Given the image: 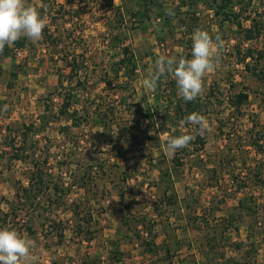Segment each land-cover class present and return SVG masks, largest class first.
<instances>
[{"label": "rangeland", "instance_id": "rangeland-1", "mask_svg": "<svg viewBox=\"0 0 264 264\" xmlns=\"http://www.w3.org/2000/svg\"><path fill=\"white\" fill-rule=\"evenodd\" d=\"M28 2L46 19L43 38L0 53V227L36 243V264H264V56L246 54L264 49V0H162L165 16L142 24L130 15L135 0ZM198 27L225 43L192 111L212 132L186 124L195 139L166 155L159 137L179 135L188 114L175 111L171 74L151 91L140 81L158 55L191 58ZM49 32L61 34L57 50ZM124 44L137 63L129 77L118 68ZM66 54L80 66L72 78ZM239 91L247 99L233 106ZM24 131L34 152L23 160L8 141L21 147ZM35 159H46L48 185L65 188L40 199L49 218L12 210Z\"/></svg>", "mask_w": 264, "mask_h": 264}, {"label": "clouds", "instance_id": "clouds-1", "mask_svg": "<svg viewBox=\"0 0 264 264\" xmlns=\"http://www.w3.org/2000/svg\"><path fill=\"white\" fill-rule=\"evenodd\" d=\"M46 19L28 0H0V51L5 45L12 47L21 37L37 43L43 38ZM191 58L175 55H158L152 69L140 83L146 90H154L158 80L171 74L176 81L177 93L185 101H193L204 92V78L215 71L220 53L225 47L221 36L197 28L192 33ZM196 128L201 137L212 132L206 116L192 112L180 121L179 135L165 134L159 139L166 155H174L195 139L187 134L185 125ZM173 132L176 129H172ZM117 133L113 132V135ZM36 243L14 228L0 227V264H36Z\"/></svg>", "mask_w": 264, "mask_h": 264}, {"label": "trees", "instance_id": "trees-1", "mask_svg": "<svg viewBox=\"0 0 264 264\" xmlns=\"http://www.w3.org/2000/svg\"><path fill=\"white\" fill-rule=\"evenodd\" d=\"M135 4H137V6L130 10V15L132 16L133 19L137 18L136 20L138 24H142L144 20L149 19L152 15H154L155 17L156 16L164 17L167 12L162 0H135ZM115 6L119 14V20L117 24V27H119L121 23H123V19L125 17H124L123 11L121 10V5L117 4ZM222 12H223L224 19H229L231 14L236 15L235 12L229 11V10H223ZM237 23L241 25V21L239 19L237 20ZM244 31H245V36L247 38L253 37L254 34L257 32V31L256 32L253 31L252 26L244 27ZM46 35H47V40H49V42H51L55 48L61 38V34L57 33L55 35L52 32L51 33L49 32V34L47 33ZM115 35H119L118 32ZM26 39H27L26 37H21L14 44L21 47V45L25 43ZM12 49L14 50V47H8L7 45H5V48L3 49V51H0V53L2 54V56H7L10 54V51ZM54 50H57V49L55 48ZM56 52H59V51H56ZM121 54L122 55L118 60V68L119 69L122 68L123 71L126 73V75L129 77L131 74L134 73L136 65H137L135 55L133 51L129 48V46L126 44L122 46ZM246 54H249L251 57L252 56L255 57L258 55L264 56V49L258 50L257 53H253V51L248 50V53ZM65 56H66L64 57L65 65L69 67L68 76L69 78H72L73 74H77L80 66L74 54L70 56V59H67L69 55L66 54ZM244 66L251 69L253 72H255V74H259L257 71H255V66L253 65L251 66L250 61H246L244 63ZM160 80L161 78L158 80L156 87L160 86L161 84ZM59 83L62 84L61 75L59 77ZM247 96H248L247 92L239 91L238 93H236L235 99L230 98V103L233 106H238L241 102L247 99ZM175 102H176L175 111L178 112L179 118H182L185 113L187 114L192 113V111H194L196 107H199V103L195 104L194 100L185 102L181 97L178 99V101H175ZM69 104H70V101H65L64 103H62L60 112L62 113L67 112V108L69 107ZM146 110H147L145 111L146 113H144L143 115L144 117H147L148 121H150L152 119V112H150L151 108L147 107ZM30 126H33V124L29 123L25 125V129H30L31 128ZM22 133H23V136H21V140H20V144H22L21 147H16L15 145L16 143L14 141L12 142L8 141L9 142L8 146L10 147L15 146L14 151L12 153V157L24 160L26 157L33 154L34 148L32 146L34 144L32 142L30 143V145H25V143L27 142V138L25 136L26 131ZM259 138L260 137L256 138L257 144H259L258 143ZM31 159H33L32 156H31ZM43 162H46V159H44V161L42 162L37 161L36 159L32 161V168L30 169V173L28 175V184L23 185L21 187V190L18 189L16 193L17 194V199L15 202L16 205L12 209L14 214L22 210H32V211L40 212L41 214H43L44 218H49V215H46L45 211L49 210L50 201L47 203L48 205H45L40 199L43 198V196H46V198L48 199L52 194L55 195L65 190L63 185H59L57 183H54L53 186L48 185V181L46 178V171L43 167V164H44ZM50 187H52V191L47 192L46 188L48 189ZM45 191L47 193H44ZM240 203H241V206H244V208L246 209L250 208V204L247 202L246 198L241 199ZM7 214L8 213H6V215ZM28 229L32 230L31 225H29ZM59 234L60 236L62 235L61 233ZM152 245H153V242H152Z\"/></svg>", "mask_w": 264, "mask_h": 264}, {"label": "built area", "instance_id": "built-area-1", "mask_svg": "<svg viewBox=\"0 0 264 264\" xmlns=\"http://www.w3.org/2000/svg\"><path fill=\"white\" fill-rule=\"evenodd\" d=\"M15 50V53H20V48H17V49H14Z\"/></svg>", "mask_w": 264, "mask_h": 264}]
</instances>
